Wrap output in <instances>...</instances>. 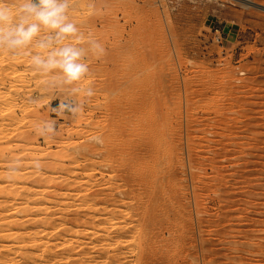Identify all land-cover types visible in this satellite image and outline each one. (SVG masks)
<instances>
[{
    "label": "rangeland",
    "instance_id": "obj_1",
    "mask_svg": "<svg viewBox=\"0 0 264 264\" xmlns=\"http://www.w3.org/2000/svg\"><path fill=\"white\" fill-rule=\"evenodd\" d=\"M69 17L104 48L87 57L78 86L93 95L77 116L50 112L64 90L29 55L0 52V264H150L162 251L159 264H264V0H71ZM48 118L58 132L44 140L33 125ZM141 133L157 161L147 148L133 160ZM11 159L23 163L10 177ZM147 169L168 171L165 198ZM163 221L172 250L149 241Z\"/></svg>",
    "mask_w": 264,
    "mask_h": 264
},
{
    "label": "clouds",
    "instance_id": "obj_2",
    "mask_svg": "<svg viewBox=\"0 0 264 264\" xmlns=\"http://www.w3.org/2000/svg\"><path fill=\"white\" fill-rule=\"evenodd\" d=\"M70 4L71 0H0V52L29 55L32 69L51 77L47 85L64 90L60 106L50 108L64 119L82 112L80 96L93 95L91 88L78 86L89 72V53L97 57L104 53L103 46L93 37H85L70 19ZM83 43L87 47H82ZM30 46L39 51H30ZM56 124L57 120L51 118L40 120L33 125L34 133L44 140L53 139L58 132ZM94 139L100 142L98 137ZM22 163L20 159L9 160L10 177L21 170ZM32 164L37 170L41 168L39 160Z\"/></svg>",
    "mask_w": 264,
    "mask_h": 264
},
{
    "label": "bare ground",
    "instance_id": "obj_3",
    "mask_svg": "<svg viewBox=\"0 0 264 264\" xmlns=\"http://www.w3.org/2000/svg\"><path fill=\"white\" fill-rule=\"evenodd\" d=\"M141 101H142V100H141ZM142 102H143V101H142ZM212 112H213V111H212ZM213 114H214V113H213ZM157 117H158V116H157ZM156 120H157V119H156ZM218 121H219V120H218ZM145 122H146V119H145ZM152 123L154 124V122H152ZM137 124H138V126H140V125L142 126L141 123H137ZM139 124H140V125H139ZM153 124H152V125H153ZM144 125H146V123L144 124V122H143V126H144ZM149 125H151V123H150ZM149 125H147V126L149 127ZM154 125H155V124H154ZM141 126H140V127H141ZM140 127H139V128H140ZM144 127L146 128V126H144ZM144 127H143V129H145ZM148 127H147V128H148ZM139 128H137L138 131H140V129H141V128H140V129H139ZM143 129H142V130H143ZM149 129H152V128H148V131H149ZM144 131H146V130H144ZM151 131H153V130H151ZM140 132H142V131H140ZM140 132L138 133L139 135H140ZM136 133H137V132H136ZM143 134H144V133H143ZM143 134L141 133L142 138H144V139H142V141H139V143L137 142L138 144L135 143L136 145L133 147V149H134L133 151H135V152H134L135 155H134L133 153H131V154H133L134 157H135L133 160L136 159L137 161H139V159H141L140 156H143V155L146 156V155L149 153V152L147 153L146 151H148V150L151 151L150 148H152V145L154 146V145H156V144H157V145L160 144V143L158 144V140H157V143H156V141H155L156 144L152 141L154 144L152 143L151 146H148V148H147V143H146L147 139H146V137H147V135H150V134H147V135H146V133H145V136H144ZM137 136H138V135H137ZM143 136H144V137H143ZM159 136H161V135H159ZM156 137H158V136H156ZM148 138H151V136L148 137ZM138 139L140 140L141 137H138ZM155 139H157V138H155ZM135 140L138 141L137 139H135ZM135 140H134V141H135ZM148 140H149V139H148ZM151 140H154V139L152 138ZM159 140H160V139H159ZM136 141H135V142H136ZM147 142H149V141H147ZM150 142H151V141H150ZM159 142H160V141H159ZM107 143H108V142H106L105 144H107ZM115 143H116V142H115ZM112 144H113V142H112ZM148 144L150 145V143H148ZM108 145H109V147H110V144H109V143H108ZM133 145H134V144H133ZM104 146H105V145H104ZM112 146H113V145H112ZM159 146H160V145H159ZM106 147H107V146H106ZM106 147H105V149H106ZM113 147H114V146H113ZM125 147H126V146H125ZM125 147H123V148H125ZM149 147H150V148H149ZM146 148H147L148 150H146ZM155 148H156V147H155ZM157 148H158V147H157ZM157 148L155 149V151H153V150H154V147H153L152 151H153V152H157V151H156ZM102 149H104V148H102ZM102 149H101V150H102ZM105 149H104L103 151H105ZM110 149H111V148H110ZM114 149H115V148H114ZM129 149H130V148H129ZM158 149H160V148H158ZM107 150H108V149H107ZM115 150H116V149H115ZM124 150H125V149H124ZM126 150H127V149H126ZM160 150H161V149H160ZM160 150H159V151H160ZM108 151H109V150H108ZM131 151H132V150H131ZM152 151H151L149 154H152ZM159 151H158V152H159ZM166 151H167V150H166ZM100 152H102V151H99V153H100ZM105 152H106V151H105ZM105 152H103V153H105ZM109 152H111V151H109ZM121 152H122V151H121ZM125 152H126V151H125ZM162 152H163V151H162ZM162 152H160V153H162ZM168 152L171 154V152H170L169 150H168ZM172 152H173V151H172ZM115 153H117V152H115ZM127 153H128V152H127ZM140 153H141V155H140ZM146 153H147V154H146ZM164 153H166V152L164 151ZM119 154H120V153H119ZM131 154H130V155H131ZM153 154H156V153H153ZM153 154H152V159H154L153 157H155ZM157 154H158V153H157ZM166 154H168V153H166ZM113 155H114V154H113ZM113 155H112V156H113ZM117 155H118V154H117ZM160 155H161V154H160ZM160 155H159V157H160ZM104 156H106V155H104ZM110 156H111V155H110ZM122 156H123V155H122ZM144 156H143V157H144ZM148 156H150V155H148ZM148 156L146 157V160H147V158H149V159L151 158V157H148ZM156 156H157V155H156ZM164 156H165L164 154L161 155V158H163ZM114 157H115V155H114ZM114 157H113V158H114ZM166 157H167V156H166ZM166 157H165V158H166ZM157 158H158V156H157ZM169 158H171V157L169 156ZM169 158L166 159V161L164 162L165 164L167 163V160H169ZM104 159H105V158H103V160H104ZM110 159H111V161H109V162H112V158H110ZM149 159H148V160H149ZM158 159H159V158H158ZM172 159H173V158H172ZM133 160H132V161H133ZM136 160H135V161H136ZM154 160H156V157H155ZM104 161H105V160H104ZM113 161H115V160H113ZM130 161H131V160H130ZM140 161H141V160H140ZM142 161H143V160H142ZM156 161H157V160H156ZM107 162H108V161H107ZM109 162H108V163H109ZM133 162H134V161H133ZM133 162H131V163H133ZM158 162H159V160H158ZM169 162H170V161H169ZM169 162H168L166 165H164V166L168 167ZM105 163H106V162H105ZM113 163H115V162H113ZM113 163H112V164H113ZM144 163H145V162H144ZM173 163H174V162H173ZM115 164H116V163H115ZM126 164H127V163H126ZM135 164H136V163H135ZM135 164H134V165H135ZM142 164H143V162H142ZM170 164H171V163H170ZM116 165H117V164H116ZM116 165H115V166H116ZM110 166L113 167V165H110ZM110 166H109V167H110ZM170 166H172V165H170ZM117 167H120V166L118 165ZM117 167H115V168H117ZM127 167H128V166H127ZM130 167H131V165H130ZM133 167H134V166H133ZM141 167H142V166H141ZM173 167H174V165H173L171 168H167V169H169V170L171 169V172H173V170H172ZM107 168H108V167H107ZM122 168H123V167H122ZM143 168H144V167H143ZM153 168H154V167H153ZM164 168H165V167H164ZM118 169H119V168H118ZM120 169H121V167H120ZM129 169H130V168H129ZM167 169H166V170H167ZM110 170H111L110 172L113 171L111 168H110ZM124 170H125V169H124ZM140 170H141V169H140ZM148 170H149L150 173H148ZM155 170H156V169H153L152 171L154 172ZM157 170H158V169H157ZM116 171H117V170H116ZM126 171L128 172L129 170H126ZM152 171H151L150 169H147L148 176H150V175L153 173ZM164 171H165V170H163V172H164ZM141 172H143V171L141 170ZM144 172L146 173V170H145ZM157 172H160V171H156V173L154 172V173L157 174V175H155V174L153 173L154 175L152 174L151 176H152V178L155 176V178H154V179H152V178L150 179V177H149V180H148V181H150L151 183H153V182L155 183V181L157 182V183H156V187L159 188V190H158V193L155 192L156 194H155L154 198H155V197H158V194H159V197L157 198V200H158V199L161 198V196L164 197V198L166 197V196H165V193H166V191H167L168 189H167V186H166V183H165L166 181H165V180H166V178H167L168 175L165 176V177H166V178H165V177L163 176V172H160V173H162L161 175L158 174ZM166 172L168 173V171H166ZM166 172H164V174H166ZM171 172H170V174H171ZM103 173H104V172H103ZM115 173H116V172H115ZM117 173H118V172H117ZM125 173H126V172H125ZM125 173H124V174H125ZM137 173H138V172H137ZM119 174H120V173H119ZM130 174H131V173L129 172V175H130ZM138 174H139V173H138ZM138 174H137V175H138ZM143 174H144V173H143ZM172 174H173V173H172ZM129 175H128V176H129ZM146 175H147V174H146ZM116 176H118V174H116ZM121 176H122V173H121ZM124 176H125V175H124ZM128 176H126V177H128ZM130 176H131V178H132V175H130ZM144 176H145V175H144ZM148 176H146V178H147ZM134 177H136V175H134ZM140 177H141V176H140ZM140 177H139V178H140ZM168 177H169V179H171L170 176H168ZM172 177H173V176H172ZM139 178H137V179H139ZM143 178H144V177H143ZM143 178H142V180H140V179H141V178H140L139 181H137V182H135L137 179H134L135 181H133V182L137 183V185H138V184L141 185V184L144 182ZM146 178H145V179H146ZM126 179H127V178H126ZM164 179H165V180H164ZM172 179H173V178H172ZM122 180H123V179H122ZM132 180H133V179H132ZM151 180H153V181H151ZM154 180H155V181H154ZM167 180H168V179H167ZM127 181H128V180H127ZM145 181H146V183L148 182L147 180H145ZM125 182H126V181H125ZM128 182H129V181H128ZM131 182H132V181H130L129 183H131ZM144 183H145V182H144ZM144 183H143V184H144ZM147 184H148V186H149L150 183L148 182ZM128 185H129V184H128ZM131 185H133V184H131ZM131 185H130V186H131ZM138 186H139V185H138ZM152 186L154 187L155 185H152ZM152 186H151V187H152ZM134 187H135V186H134ZM151 187H149V188H151ZM153 187H152V188H153ZM136 188H137V187H136ZM145 188H146V186H145ZM127 189H128V188H127ZM129 189H131V187H130ZM153 189H154V188H153ZM151 190H152V189H151ZM170 190H171V189H170ZM142 191H143V190H142ZM142 191H141V192H142ZM174 192H175V191H173V193H174ZM129 193H131V192H129ZM133 193H134V191H133ZM173 193H171V194H173ZM175 193H176V192H175ZM132 195H133L134 197H136L137 194H132V193H131V195H129V196H131V197L128 196V197L130 198V200L135 201V200H134V197H133ZM153 195H154V194H153ZM156 195H157V196H156ZM167 195H168V194H167ZM173 195H174V194H173ZM150 197H152V196L150 195ZM167 197H168V196H167ZM129 198L126 197L125 199H129ZM132 198H133V199H132ZM136 198H138V197H136ZM139 198H140V197H139ZM139 198H138V199H139ZM150 199H151V200H150ZM107 200H108V199H107ZM114 200H115V199H114ZM114 200H112L111 202H113ZM118 200H119V199H118ZM118 200H117V202H118ZM148 200H150V201H149L150 203H151V201H152V202L154 201V200H153V197H152V198H148ZM157 200L155 199V202H156ZM142 201H143V200H142ZM106 202H107V201H106ZM106 202H105V203H106ZM117 202H116V203H117ZM129 202H131V201H129ZM121 203H122V202H121ZM121 203H120V204H121ZM134 203H135V202H134ZM134 203H129V204H132V205H133ZM137 203H138V202H137ZM146 203H147V202H146ZM158 203H159V202H158ZM106 204H107V203H106ZM112 204H113V203H112ZM122 204H123V203H122ZM125 204H126V203H125ZM114 205H115V202H114ZM114 205H111V206L114 207ZM149 205H150V204H149ZM107 206H108V205H107ZM118 206H119V204H118ZM122 207H123V206H122ZM136 207H137V208H139V207L141 208V204L138 205V206L136 205ZM118 208H120V206H119ZM144 208L146 209L145 206H144ZM103 209H104V208H103ZM116 209H117V208H116ZM172 209H173V213H174V208H172ZM175 209H176V208H175ZM140 210H141V209H140ZM105 211H106V210H105ZM144 211H145V210H144ZM144 211H143V212H144ZM146 212H147V210H146ZM146 212H144V213H145V216H146V214H147ZM171 212H172V211H171ZM137 213H139L138 210H137ZM171 214H172V213H171ZM141 215H142V214H141ZM142 219H143V218H142ZM147 219H148V218H147ZM169 219H170V218H169ZM169 219H168V220H169ZM168 220H167L166 222H168ZM138 221H140V220H138ZM148 221H149V220H148ZM164 221H165V220H164ZM164 221H163V224L166 223V222H164ZM140 222H141V221H140ZM146 222H147V221H146ZM103 223H105V222H102V224H103ZM171 223H172V222L170 221V224H171ZM129 224H130V223H129ZM132 224H134V223L132 222ZM132 224H131V225H132ZM142 224H143V222H142V223H139V225H137V226L140 227V226H142ZM151 224H152V223H151ZM166 224H167V223H166ZM168 224H169V223H168ZM168 224H167V225H168ZM104 225H107V223H105ZM124 226H125V225H124ZM124 226L122 225V228H121V226H120L119 228H118V226H116V227H117V230H116L117 232H115V229H116V228L114 229V228H113L114 225H113L112 228H113L114 233H115L114 236L112 237V241L114 240L113 243H114V242H115V243L119 242V241L121 240L120 238H121L122 234H123L125 231H127V230L129 229L127 226H126V227H127L128 229L123 228ZM137 226H135V227L137 228ZM148 226H149V225H147V227H148ZM160 226H162V225L160 224ZM170 226H171V225L163 226L162 228H160L161 230H159V231L157 230V232L155 231V233L152 232V234H154V235H153V237H154L153 239L156 240L157 243L159 242V244H156V243L154 242L153 239H152V240L149 239L148 236H146V237L149 239V241H152V242H153V243L151 242V244H152L153 246H154V244L160 246V245H161L160 243H162V242L165 244V246H167V245H166V243H167V236L170 237L169 235H171V234H172L173 236H175V238H174V240H173L174 242H175L176 239L178 238V237L176 238V234L178 233V231H177V230H174L175 233L177 232L176 234L174 233V231L172 232V230H173L174 227H175V224H174V226L172 225L173 227L171 226L172 228H170ZM101 227H102V226H101ZM105 227H107V226H105ZM105 227L103 226L101 229H103V231H105V229H107V228H105ZM133 227H134V226L132 225V228H133ZM135 227H134L133 229H136ZM149 227H150V226H149ZM168 227H169V228H168ZM104 228H105V229H104ZM133 229H132V230H133ZM138 229H139V228H138ZM138 229H137V230H138ZM140 229H141V228H140ZM156 229H157V228H156ZM171 229H172V230H171ZM113 230H111V232H113ZM164 230H166V231H164ZM153 231H154V230H153ZM130 232H132V231L130 230ZM137 232H138V231H137ZM164 232H165V233L167 232L169 235H167V236L165 237V233H164ZM180 232H181V231H180ZM37 233H38V232H37ZM37 233L35 232L34 234H37ZM172 235H171V237H172ZM179 235H180V234H179ZM171 237H170V239H171ZM147 238H146V240H143V238H142V239L139 238L138 243H137V240L134 242V243H135V248H136V244H137V248H136V249H138V251H141V250L143 249V247L146 245L145 243L147 242ZM24 239H25V238H24ZM55 239H56V238H55ZM165 239H166V240H165ZM168 239H169V238H168ZM182 239H184V238H181V242H182ZM185 239H186V238H185ZM185 239H184V240H185ZM106 240H108V239H106ZM177 240L180 242L179 239H177ZM58 241H59V240H58ZM143 241H145V243H144ZM149 241L147 242L148 245H150V244H149ZM173 241L171 240V243H169V244H172ZM187 242H188V241H187ZM56 243H57V242H56ZM108 243H109V240H108ZM115 243H114V244H115ZM163 243H162V245H163ZM61 244H62V243H61ZM109 244H110V243H109ZM143 244H145V245L143 246ZM175 244H176V243H175ZM162 245H161V247H162ZM48 246H49V245H48ZM173 246H174V243H173ZM173 246H172V245H170V246L168 245L167 247H171V250H172V247H173ZM130 247H131V246H130ZM147 247H149V248L147 249ZM150 247H152V246H147V245H146V250L148 251L149 249H153V247H152V248H150ZM154 247H155L154 249H157V248H158V246H157V248H156V246H154ZM51 248H52V247H51ZM162 248H163V249H166V248H164V246H163ZM162 248H161V249H162ZM158 249H159V248H158ZM167 249H169V248H167ZM167 249H166V250H167ZM169 250H170V249H169ZM169 250H168V253H169ZM151 251H153V250H151ZM148 252H149V251H148ZM155 252H156V251H155ZM155 252H154V253H155ZM166 252H167V251H166ZM150 253H151V252H150ZM152 253H153V252H152ZM152 253H151V254H152ZM170 253H171V252H170ZM147 254H149V253H147ZM151 254H150V255H151ZM155 254H157V253H155ZM150 255H149V256H150ZM168 255H169V254H168ZM57 256H58V255H57ZM149 256L146 255L147 258H148ZM167 257H168L167 254L164 253V251H162V253H160V254H158V255H156V256H155L154 254L151 255V258L149 257V260L147 259V261L150 262V264H151V263H152V264H159L160 262H164V261H165L166 259H168V258L170 259V256H169L168 258H167ZM60 259H61V258H60ZM147 261H146V262H147ZM147 264H149V263H147Z\"/></svg>",
    "mask_w": 264,
    "mask_h": 264
}]
</instances>
